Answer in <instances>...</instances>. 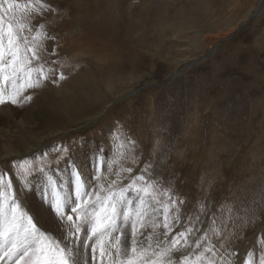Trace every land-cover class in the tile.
<instances>
[{
    "label": "rangeland",
    "instance_id": "374dc122",
    "mask_svg": "<svg viewBox=\"0 0 264 264\" xmlns=\"http://www.w3.org/2000/svg\"><path fill=\"white\" fill-rule=\"evenodd\" d=\"M44 2L59 14L32 13V31L43 24L54 37L44 48L56 49L50 60L66 79L29 89L28 102L0 105V170L13 188V161L55 166L56 146L85 174L97 154L106 159L105 186L117 172L130 178L126 169L135 176L150 165L160 187L184 200L180 224L201 229L196 236L220 228L228 237L209 231L218 256L239 253L243 260L248 250L264 251V0ZM59 175L70 183L66 168ZM32 184L33 196L25 198L32 213L43 215L45 181ZM200 203H210L207 216ZM181 230L177 225L173 234ZM190 251L174 252L172 260Z\"/></svg>",
    "mask_w": 264,
    "mask_h": 264
},
{
    "label": "snow or ice",
    "instance_id": "6c2138e0",
    "mask_svg": "<svg viewBox=\"0 0 264 264\" xmlns=\"http://www.w3.org/2000/svg\"><path fill=\"white\" fill-rule=\"evenodd\" d=\"M16 9L21 13L19 17ZM45 11L59 14L44 0H35L34 4L31 0L27 4L0 0V105L28 102L32 97L24 93L29 89L40 88L45 81L66 79L63 71L55 67L58 61L50 60L58 55L56 49L47 53L44 48L45 40L54 37L48 36L43 24L32 31V13L42 15ZM129 144L134 146L135 141ZM53 151L60 153L55 166L46 168L42 160L38 168H33L27 160L19 165L13 161L16 188L12 177L0 170V264H104L105 257L107 264H174V252L189 250V255H183L175 264H216L217 259L220 264H233V259L239 264H264V251L248 250L243 260L239 253H231L233 259L229 260L218 256L219 249L212 243L209 231L218 240H227L220 228L203 230L196 236L201 229L194 224H180L184 200L160 187L148 173L150 165L135 176H131V168L126 169L130 178L117 172L116 179L105 186L101 168L111 174V166L99 154L89 175L64 155L66 148L56 146ZM65 168L71 178L68 185L59 175ZM36 177L45 181L41 206L46 215L32 213L25 198L26 192L34 191L32 179ZM124 179L128 183L120 186ZM199 211L207 216L210 203L207 207L200 203ZM228 211L231 213V208ZM183 215L191 224L192 218L187 213ZM195 219L203 223L199 215ZM215 222L213 213L212 223ZM177 225L183 230L173 234ZM161 227L164 231L157 232ZM148 228L152 232L145 235L143 230ZM190 237H194V243ZM220 247H225L223 240ZM195 249H200L199 254H194Z\"/></svg>",
    "mask_w": 264,
    "mask_h": 264
},
{
    "label": "bare ground",
    "instance_id": "6f19581e",
    "mask_svg": "<svg viewBox=\"0 0 264 264\" xmlns=\"http://www.w3.org/2000/svg\"><path fill=\"white\" fill-rule=\"evenodd\" d=\"M13 116L15 115V113H13L12 114ZM0 117H2L1 116V114H0ZM14 121H15V118H14ZM8 129V128H7ZM12 131V130H11ZM32 132V131H31ZM0 133H1V135H0V137H3V136H5L1 131H0ZM6 134V133H5ZM106 135H107V137H110V135H111V133H109V132H107L106 133ZM112 137V136H111ZM111 140V139H110ZM110 140H108V141H110ZM112 141V140H111ZM110 143V142H109ZM110 145H111V143H110ZM112 146V145H111ZM105 158V157H104ZM110 158H111V156H110ZM110 161H111V159H109ZM110 161H109V164H111L110 163ZM76 164V163H75ZM67 190V189H66ZM40 193H41V191H40ZM32 194V193H31ZM30 195V194H29ZM32 196H33V194H32ZM39 199V198H38ZM40 201V200H39ZM37 204V203H36ZM42 207V206H41ZM37 208V207H36ZM39 209V208H38ZM41 212V211H40ZM42 212H43V215H46V213H45V211H44V208L42 207ZM41 212V213H42ZM99 255L97 254V261L99 262ZM174 262V264H175V261H173ZM104 264H107V258L105 257V261H104Z\"/></svg>",
    "mask_w": 264,
    "mask_h": 264
},
{
    "label": "water",
    "instance_id": "95a60500",
    "mask_svg": "<svg viewBox=\"0 0 264 264\" xmlns=\"http://www.w3.org/2000/svg\"><path fill=\"white\" fill-rule=\"evenodd\" d=\"M174 76H178V73H176ZM130 95V94H129Z\"/></svg>",
    "mask_w": 264,
    "mask_h": 264
}]
</instances>
